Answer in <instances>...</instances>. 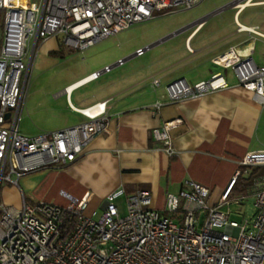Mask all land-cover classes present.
I'll list each match as a JSON object with an SVG mask.
<instances>
[{
	"label": "built area",
	"instance_id": "1",
	"mask_svg": "<svg viewBox=\"0 0 264 264\" xmlns=\"http://www.w3.org/2000/svg\"><path fill=\"white\" fill-rule=\"evenodd\" d=\"M202 1L0 0V21L4 22L0 46V191L4 184L18 186L25 174L75 162L95 136L109 131L105 100L75 108L87 118L77 125L32 136L20 132L30 64L41 41L61 35L66 45L84 52L110 35L151 19L155 11L193 9ZM241 2L230 5L242 7ZM208 16L197 22L204 23ZM238 31L255 33L257 27L238 24ZM147 49L149 46L139 48L134 55H143ZM254 50V46L232 47L216 60L232 69L240 85L253 91L264 105V66L256 63ZM128 58L92 73L77 86L97 79ZM76 84L66 88L68 95ZM153 85L158 87L160 80L155 78ZM227 86L222 73L195 84L176 79L155 103V112L167 101L202 97ZM176 122L181 120L169 121L153 131L170 156L177 153L171 136ZM240 165L243 169L237 171L217 205L209 202L211 190L193 179H186L178 193H169L163 209L153 206L150 191L138 190L126 197L125 216L115 204L125 195L123 187L108 195L99 216L97 211H87L91 193L66 205L23 200L16 208L0 201V264H264V175L256 177L250 189L252 218L239 221L232 218L231 211L223 210L232 202L240 203L239 198L229 199L230 188L251 167L264 166V149L248 152Z\"/></svg>",
	"mask_w": 264,
	"mask_h": 264
},
{
	"label": "crops",
	"instance_id": "2",
	"mask_svg": "<svg viewBox=\"0 0 264 264\" xmlns=\"http://www.w3.org/2000/svg\"><path fill=\"white\" fill-rule=\"evenodd\" d=\"M234 1L230 0L209 13L200 14L163 38L165 33L150 39L145 45L153 49L175 35H185L183 44L172 51L149 56L142 66L138 64L134 68H124L129 60L137 56L129 49L103 66L89 63L80 70L73 80L50 97L54 107L53 100L66 95L65 106L60 107L59 112L71 116L70 123L55 130L87 120L75 108H86L106 100L109 131L94 137L85 147L83 156L75 162L25 174L19 179L18 186L4 184L0 201L16 208L22 206L23 200L30 204L61 201L60 193L56 195L53 189L56 182L62 179L73 186L76 198L82 199L91 193L89 206L96 199L104 208L108 195L123 187L126 197L141 189L150 191L153 206L162 209L160 204L163 203L165 207L169 193H178L186 179H193L211 190V202L218 200L219 203L239 167L243 169L240 165L243 157L250 151L264 149V105L256 100L253 91L240 85L232 69L216 60L232 47L248 49L254 46L253 57L258 65L264 66V54H256L258 41H264L263 24L244 23L240 19L247 8L263 7L264 0H242V7L229 6ZM219 8L222 9L219 13L211 15ZM229 8L234 10V24L209 25L207 21L211 17L221 15ZM183 10L191 9L155 11L149 20L157 14ZM207 15L204 23L197 22ZM238 24L257 27V31H238ZM64 46L71 52H79L66 45L61 35L42 41L39 50L45 49L47 56L56 61L65 55ZM142 47L138 46L134 51ZM148 52L152 51H146L138 57H144ZM124 58H128L124 64L104 72L97 79L74 86L69 95L66 93L67 87ZM32 63L33 60L30 67ZM120 68L121 71L113 73ZM216 73L225 76L227 87L202 97L167 101L160 111L155 112V103L166 95V86L170 82L184 78L195 84ZM106 74L109 76L100 81ZM155 78L160 80L158 87L153 85ZM177 120L181 122H176L171 129L172 143L177 153L170 156L164 150L165 143L156 139L153 131L169 121ZM20 132L28 135L21 129ZM253 170H256V177L264 175V166L253 167L250 171ZM251 188L236 195L233 192L234 197L231 195L229 199L243 200L246 206L253 208L254 214L249 194ZM89 206L88 213L97 211H90Z\"/></svg>",
	"mask_w": 264,
	"mask_h": 264
},
{
	"label": "rangeland",
	"instance_id": "3",
	"mask_svg": "<svg viewBox=\"0 0 264 264\" xmlns=\"http://www.w3.org/2000/svg\"><path fill=\"white\" fill-rule=\"evenodd\" d=\"M229 2L230 0H204L199 6L191 10L157 14L152 20L136 23L128 29L104 38L94 46L85 50L84 53H81L80 51L71 52L69 48L64 46V48L66 47L65 55L59 57L56 61H53L52 58L47 56L46 53L48 52H46L45 49L43 51L40 49L42 51L40 52L39 46L42 43L41 41L35 47L33 63L28 73L25 89L26 98L19 121L21 131L28 135H36L42 132L58 129L62 125L70 123L71 116L59 112V108L65 106L66 95L53 100L55 101L54 107H52L53 103L51 102V98L57 90L63 89L65 84L73 80L80 70L86 68V65L89 63L103 66V64L109 61L112 62L116 60L119 54L128 52L127 50L129 49H132L133 51L131 53H133L138 46H143L142 48L146 47L147 45L145 44L158 34L165 33V35L162 36L163 38L191 22L200 14L209 13L216 7H220ZM233 15L234 10L229 8L221 15L211 17L207 22L209 25L219 23L220 25L228 26L232 23L234 24ZM240 19L244 23L261 22L264 26V6L247 8ZM3 23V20H1L0 46L4 32ZM184 37L185 35L180 33L162 43H159L153 49H147L146 51L152 52H148L144 57H134L127 62V65L124 68H134L138 64L142 66V62L147 60L149 56H157L164 52L176 49L180 44H183ZM33 45L34 42L31 43V49L33 48ZM256 54L257 56L264 54V41H258ZM118 71H121V68L120 70H114L113 73ZM108 76L109 74L104 75L100 81ZM239 169L241 168L239 167ZM53 190L58 196L60 193L59 197L61 198V201L51 200V203L66 205L71 199H79L73 195V192H75L73 186L62 179L56 182ZM210 197L209 202L213 205H217L218 200L214 201L215 203L211 202ZM115 204L118 206L121 216H125L127 214L126 196L116 199ZM160 205L163 209L164 204L161 203ZM94 209L97 210L98 216L103 211L101 203L98 204L96 199H94L89 206L90 211H93ZM223 210L231 211L232 218L239 221H243L245 218H252L253 216V208L249 205L246 206V203L243 200H241L239 204L232 202L229 205H225Z\"/></svg>",
	"mask_w": 264,
	"mask_h": 264
},
{
	"label": "trees",
	"instance_id": "4",
	"mask_svg": "<svg viewBox=\"0 0 264 264\" xmlns=\"http://www.w3.org/2000/svg\"><path fill=\"white\" fill-rule=\"evenodd\" d=\"M253 167H251L249 169V173L248 176L246 175H240L236 181V183L234 184V186L232 187L231 191H230V195L229 197H234V194L236 195L237 193H242L244 191H248V189L253 185L254 182V178L256 170H253L252 172L250 171ZM234 192V194H233Z\"/></svg>",
	"mask_w": 264,
	"mask_h": 264
},
{
	"label": "water",
	"instance_id": "5",
	"mask_svg": "<svg viewBox=\"0 0 264 264\" xmlns=\"http://www.w3.org/2000/svg\"><path fill=\"white\" fill-rule=\"evenodd\" d=\"M229 6H231V5H229ZM158 43V42H157ZM157 43H155V44H157ZM8 116H9V114H8Z\"/></svg>",
	"mask_w": 264,
	"mask_h": 264
},
{
	"label": "bare ground",
	"instance_id": "6",
	"mask_svg": "<svg viewBox=\"0 0 264 264\" xmlns=\"http://www.w3.org/2000/svg\"><path fill=\"white\" fill-rule=\"evenodd\" d=\"M77 85V84H76ZM234 186V185H233Z\"/></svg>",
	"mask_w": 264,
	"mask_h": 264
}]
</instances>
